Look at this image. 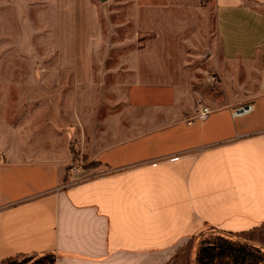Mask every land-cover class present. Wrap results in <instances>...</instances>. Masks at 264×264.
I'll return each instance as SVG.
<instances>
[{
	"label": "crops",
	"instance_id": "obj_1",
	"mask_svg": "<svg viewBox=\"0 0 264 264\" xmlns=\"http://www.w3.org/2000/svg\"><path fill=\"white\" fill-rule=\"evenodd\" d=\"M213 5L224 12L264 0ZM148 6L138 10L137 25L149 37L127 86L130 126L113 112L97 118L105 124L90 135L88 156L103 174L82 179L88 169L71 168L69 132L59 134L57 115L42 113L56 112L57 99L26 97L24 81L0 83L19 91L0 100V264L40 256L51 264H167L207 230L240 234L264 225V93L246 102L248 115L222 108L204 121L186 117L184 7ZM58 70L41 66L34 90H57L51 76ZM160 121L168 123L153 124Z\"/></svg>",
	"mask_w": 264,
	"mask_h": 264
},
{
	"label": "rangeland",
	"instance_id": "obj_2",
	"mask_svg": "<svg viewBox=\"0 0 264 264\" xmlns=\"http://www.w3.org/2000/svg\"><path fill=\"white\" fill-rule=\"evenodd\" d=\"M148 5L184 7L179 10L184 22L179 45L190 82L181 103L186 117H196L204 106L236 110L264 93V5L217 12L213 0H0V83L24 81L31 84L26 97L43 103L57 99L56 112L46 107L42 113L57 115L59 128L54 130L59 134L69 132L71 168L88 169L80 180L104 173L88 156L92 130L105 124L96 119L121 112L130 126L127 86L134 77L136 52L149 37L137 25L138 10ZM173 14L177 17L178 10ZM37 52H49L51 58H36ZM41 66L58 67L57 76H51L60 85L57 90H34ZM81 80L93 85L68 88V83ZM18 93L1 87L0 100ZM220 236L264 251V225L240 234L207 230L179 246L167 264H197L202 246L215 247ZM3 264H51V256L13 258Z\"/></svg>",
	"mask_w": 264,
	"mask_h": 264
},
{
	"label": "trees",
	"instance_id": "obj_3",
	"mask_svg": "<svg viewBox=\"0 0 264 264\" xmlns=\"http://www.w3.org/2000/svg\"><path fill=\"white\" fill-rule=\"evenodd\" d=\"M216 238L215 247L207 248L204 245L199 250L197 264H264L262 249L230 238Z\"/></svg>",
	"mask_w": 264,
	"mask_h": 264
},
{
	"label": "built area",
	"instance_id": "obj_4",
	"mask_svg": "<svg viewBox=\"0 0 264 264\" xmlns=\"http://www.w3.org/2000/svg\"><path fill=\"white\" fill-rule=\"evenodd\" d=\"M253 110V107H252V104L251 103H247V104H244L240 107H238L235 112H234V115L235 116H244V115H248L252 112ZM211 113V109L209 107H201L200 110L198 111L197 113V120H200V121H204L206 120V118L208 117V115ZM0 162L1 161V158H0Z\"/></svg>",
	"mask_w": 264,
	"mask_h": 264
}]
</instances>
